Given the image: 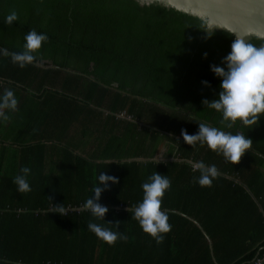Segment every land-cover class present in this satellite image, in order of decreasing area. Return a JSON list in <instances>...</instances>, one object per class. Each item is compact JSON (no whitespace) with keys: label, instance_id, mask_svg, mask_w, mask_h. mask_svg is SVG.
<instances>
[{"label":"trees","instance_id":"16d2710c","mask_svg":"<svg viewBox=\"0 0 264 264\" xmlns=\"http://www.w3.org/2000/svg\"><path fill=\"white\" fill-rule=\"evenodd\" d=\"M12 11L19 18L8 25ZM33 29L49 40L32 64L21 68L0 53V97L11 90L18 101L3 109L7 121L0 118V264L264 258V113L256 125L237 120L228 128L221 112L202 104L219 98L222 78L211 65L227 70L233 34L136 0H0V49L24 51ZM199 123L252 145L232 164L207 144L184 142L181 130L194 135ZM201 161L218 169L211 187L194 182L200 172L192 164ZM24 167L31 191L21 194L13 180ZM101 172L119 178L101 194L109 209L103 220L83 207ZM154 172L171 181L161 204L171 231L161 244L126 210L142 203V184ZM89 222L128 239L110 246Z\"/></svg>","mask_w":264,"mask_h":264},{"label":"clouds","instance_id":"9594fccd","mask_svg":"<svg viewBox=\"0 0 264 264\" xmlns=\"http://www.w3.org/2000/svg\"><path fill=\"white\" fill-rule=\"evenodd\" d=\"M18 18V14L12 11L5 18V23L11 25ZM24 39L26 43L23 45L24 51L22 52L9 53L7 49H0V53L5 57L11 56L12 62L21 68L36 60L34 53L41 48L42 42L49 40V37L47 34L37 33L33 29L25 35ZM231 48V52L222 61L226 64L227 70L224 67L211 65V70L215 75L222 78L220 83L222 90L219 92V98L211 101L204 99L202 104L221 112L223 119L220 123L228 128H232L237 120L242 121L246 126L256 125L261 117L260 114L264 113V45L256 47L246 42L245 38L237 36ZM204 55L207 57V53ZM203 83L207 84L208 82L204 81ZM17 104L18 101L13 91L5 90L4 95L0 97V118L7 121L9 117L3 109L15 110ZM181 135L188 145L195 147L197 142L201 146L207 144L211 150L218 151V154L222 153L224 158L232 164H238L252 145V139L246 138L242 134L225 133L204 123H199V130L196 134L190 135L186 129H182ZM192 169L193 171L199 170L200 176L194 178V182H198L201 187H211L213 179L219 175L215 165L207 166L203 161L193 163ZM30 171L28 167L22 168L23 175H17L13 180V183L17 185V191L21 194L31 191L26 180ZM98 179L99 186L94 187V196L89 198L83 207L97 219L103 220L109 209L99 203L101 194L110 188L109 181L119 183V178L101 172ZM148 181L142 184L144 190L142 203L126 210L132 213V218L139 222L145 233L150 234L157 244H161L165 238L162 233L171 231V225L168 223L169 217L161 210L162 198L165 191L170 189L171 181L166 175L159 172L150 175ZM56 212L65 215L63 204L57 205ZM109 223L112 222L109 221ZM115 224L119 228V221ZM87 227L97 238L110 246H114L118 239L125 241L128 239L126 235L113 232L96 223L89 222Z\"/></svg>","mask_w":264,"mask_h":264},{"label":"water","instance_id":"95a60500","mask_svg":"<svg viewBox=\"0 0 264 264\" xmlns=\"http://www.w3.org/2000/svg\"><path fill=\"white\" fill-rule=\"evenodd\" d=\"M157 4L203 20L209 32L222 30L245 38L264 39V0H136ZM159 160V158L155 159Z\"/></svg>","mask_w":264,"mask_h":264},{"label":"built area","instance_id":"2783aa9c","mask_svg":"<svg viewBox=\"0 0 264 264\" xmlns=\"http://www.w3.org/2000/svg\"><path fill=\"white\" fill-rule=\"evenodd\" d=\"M263 261H264V258L263 259H258V260L255 261L254 264H261Z\"/></svg>","mask_w":264,"mask_h":264},{"label":"rangeland","instance_id":"374dc122","mask_svg":"<svg viewBox=\"0 0 264 264\" xmlns=\"http://www.w3.org/2000/svg\"><path fill=\"white\" fill-rule=\"evenodd\" d=\"M160 157H161V155L158 156V158H160Z\"/></svg>","mask_w":264,"mask_h":264}]
</instances>
